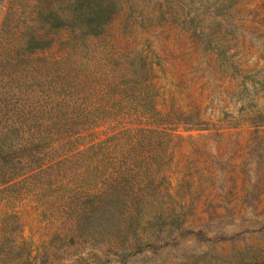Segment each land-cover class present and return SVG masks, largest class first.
<instances>
[{"label": "rangeland", "instance_id": "1", "mask_svg": "<svg viewBox=\"0 0 264 264\" xmlns=\"http://www.w3.org/2000/svg\"><path fill=\"white\" fill-rule=\"evenodd\" d=\"M75 1L0 0V124L56 89L67 103L93 107L96 94H115L141 73L161 113L151 127L162 133L110 142L141 140L137 149L156 153L152 180L109 183L126 204L140 198L139 217L99 221L88 237L64 235L35 199L21 200L0 217L8 236L0 251L18 247L34 264H264V0H109L113 13L97 37L50 25L47 17ZM31 38L44 49L28 50ZM88 117L79 111L76 123ZM120 129L100 127L99 140ZM94 157L92 147L69 164ZM92 179L65 184L100 192L104 183ZM59 197L77 198L39 201Z\"/></svg>", "mask_w": 264, "mask_h": 264}, {"label": "trees", "instance_id": "2", "mask_svg": "<svg viewBox=\"0 0 264 264\" xmlns=\"http://www.w3.org/2000/svg\"><path fill=\"white\" fill-rule=\"evenodd\" d=\"M108 1L76 0L63 15L54 14L47 18L54 28H76L97 37L105 31L113 13L114 5ZM205 42L212 52L223 53L210 39ZM26 48L33 52L44 49L35 38L27 41ZM134 75L123 78L124 88L115 94L111 91V95L105 92L96 94L97 101L93 103V107L67 103L64 95L60 91L56 92V89L48 91V101L41 104L35 102L30 109H17L16 119L7 118L0 124V217L6 215L9 207H14L21 200L33 198L41 214L48 217L50 222L64 224L66 227L58 230L64 229L61 233L71 237L93 236V228L99 221L112 224L117 215L134 217L135 220L139 217L142 209L140 198L126 204L115 198L109 185L150 183L152 180L147 171L156 161V153L137 149L135 145L141 140L120 147L110 142V139L117 136L130 135L132 138L145 139L146 134L162 133L151 127L161 115L157 102L147 92V89L153 88V84L141 73L135 77ZM124 97L135 104L120 106L119 101ZM103 98L108 101L103 102ZM79 111L93 118L88 117L83 119L85 121L76 123ZM102 126L107 130L121 129L99 140V134L106 133L98 130ZM92 147L95 153L93 162L84 164L74 161L70 166L73 157ZM87 175L94 176L90 183H104L100 192L89 187L82 190L70 189L65 184ZM122 189L129 193L128 186L124 185ZM58 192H62V195H76L77 198L67 200L59 197L53 201H39L42 196ZM78 193L81 195L78 196ZM16 227L19 229V224ZM7 240L8 236L0 235L1 247ZM135 243L140 249L145 245L140 241ZM122 244L120 246L123 253L127 249ZM9 254H14V261L10 264H34L27 257L21 258L18 247L13 251L11 246L1 250L0 259H7Z\"/></svg>", "mask_w": 264, "mask_h": 264}]
</instances>
